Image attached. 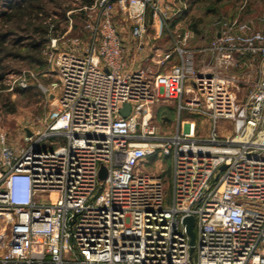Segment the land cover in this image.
<instances>
[{"label":"built area","instance_id":"2783aa9c","mask_svg":"<svg viewBox=\"0 0 264 264\" xmlns=\"http://www.w3.org/2000/svg\"><path fill=\"white\" fill-rule=\"evenodd\" d=\"M246 3L158 61L147 7L169 31L183 0H94L84 37L48 38L56 116L19 142L0 127V264H264V14L257 27ZM172 53L166 70L143 65ZM159 101L174 104L170 133L152 122Z\"/></svg>","mask_w":264,"mask_h":264},{"label":"rangeland","instance_id":"374dc122","mask_svg":"<svg viewBox=\"0 0 264 264\" xmlns=\"http://www.w3.org/2000/svg\"><path fill=\"white\" fill-rule=\"evenodd\" d=\"M5 1L0 0V11L7 9ZM20 4L21 0H13ZM185 8L173 15L168 23V31L158 17H153L150 7H147L144 17L146 26L145 41L146 50L150 53L156 51L160 56L171 51L174 46L173 37L188 31L192 34L189 38V46L198 47L209 43L213 39L215 23L222 17H233L237 15L240 5L245 0H183ZM246 9L243 17L254 21L260 27L259 17L264 14V0H246ZM22 3H26L24 0ZM41 5L43 12L39 13L38 19L24 18L21 26L13 29L16 36L23 39L17 43L8 41L0 53L2 63L5 65V74L0 82V127L5 130L13 142H18L24 133L31 127L45 130L57 114V107L53 99L47 97L41 90L42 85H47L53 78L43 75L47 68L44 49L50 36H62L68 41L73 36H85L83 24L90 10L82 8V0H36ZM14 4V5H16ZM82 8V10H80ZM28 25L31 28L39 25H46L49 32L44 36L40 50L36 51L29 45L34 39L31 30L23 27ZM116 23L123 28L129 27V22L121 13L116 16ZM196 24V26H194ZM0 18V26H2ZM6 27V26H5ZM20 27V28H19ZM71 27V28H70ZM7 28V27H6ZM70 28V29H69ZM125 34V33H124ZM37 38V36H36ZM59 41H62L60 39ZM155 53V52H154ZM153 53V54H154ZM157 53H155L157 55ZM199 56L193 53V61L196 62ZM197 59V60H196ZM176 62L172 53L170 58L161 62L146 61L143 65L152 70H166ZM25 77V86L21 79ZM11 110V111H10ZM152 122L160 127L162 132L170 133L175 128L176 111L172 102L154 103L151 109ZM151 170H156L153 165H148ZM163 178L170 179V161L164 159L161 168ZM166 191H169V182L165 184ZM192 251V249H191Z\"/></svg>","mask_w":264,"mask_h":264},{"label":"trees","instance_id":"16d2710c","mask_svg":"<svg viewBox=\"0 0 264 264\" xmlns=\"http://www.w3.org/2000/svg\"><path fill=\"white\" fill-rule=\"evenodd\" d=\"M21 1L23 2L24 0ZM93 1L94 0H82V3L83 5L89 6L93 3ZM22 2L20 4H16L13 0H7L5 1V6L7 7V9L0 11V18L2 19L3 24L2 26H0V53L3 51L9 36H15L11 39V43H17L23 39V37L21 36H16L13 29L15 27L17 28L18 26H21L22 22H24V18H29L31 20L33 18L38 19V16L40 15L39 13L43 12L41 5L35 3L36 0H26V3ZM26 23L27 22H25V24ZM28 23L30 24V22ZM196 24L197 23H195L194 26H196ZM28 25L23 28L25 30H29L30 27ZM30 30L34 35V39L31 41L29 46L38 51L40 50V46L42 44L44 36L49 32V28L46 25H39L31 28ZM5 69L6 67L5 65H3L2 58L0 57V82L4 78Z\"/></svg>","mask_w":264,"mask_h":264},{"label":"water","instance_id":"95a60500","mask_svg":"<svg viewBox=\"0 0 264 264\" xmlns=\"http://www.w3.org/2000/svg\"><path fill=\"white\" fill-rule=\"evenodd\" d=\"M128 110H129V104H125L124 108L121 110V114L125 116L128 113ZM26 133L29 135L30 134L29 130H27ZM105 173H106V169L102 165L100 168L99 176L103 178L105 176ZM183 222L186 226V231L190 238L189 243L192 249L195 243V231L193 229L194 219L192 216H186L183 218Z\"/></svg>","mask_w":264,"mask_h":264},{"label":"crops","instance_id":"0c3cea01","mask_svg":"<svg viewBox=\"0 0 264 264\" xmlns=\"http://www.w3.org/2000/svg\"><path fill=\"white\" fill-rule=\"evenodd\" d=\"M21 141V140H20ZM19 142V141H18Z\"/></svg>","mask_w":264,"mask_h":264}]
</instances>
